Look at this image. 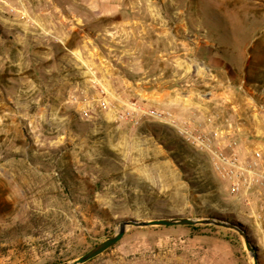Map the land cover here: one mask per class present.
I'll use <instances>...</instances> for the list:
<instances>
[{
	"label": "crops",
	"instance_id": "0c3cea01",
	"mask_svg": "<svg viewBox=\"0 0 264 264\" xmlns=\"http://www.w3.org/2000/svg\"><path fill=\"white\" fill-rule=\"evenodd\" d=\"M254 15L206 27L199 45L197 17L179 0H0L3 190L23 191L16 177L37 168V144L59 138L44 128L96 122L98 113L87 120L81 111L104 95L111 114L131 100L168 112L209 133L213 151L264 173V85L247 82L252 65L264 66V27ZM225 183L223 210L244 220L264 258V188L232 196Z\"/></svg>",
	"mask_w": 264,
	"mask_h": 264
},
{
	"label": "rangeland",
	"instance_id": "374dc122",
	"mask_svg": "<svg viewBox=\"0 0 264 264\" xmlns=\"http://www.w3.org/2000/svg\"><path fill=\"white\" fill-rule=\"evenodd\" d=\"M179 2L197 17L199 45L206 27L216 31L222 24L232 26L248 11L255 14L251 22L256 18L264 27V0ZM249 36L240 35L243 40ZM237 49L229 50L237 54ZM259 55H264V48ZM252 66L247 82L264 85V66ZM126 110L125 105L115 114L99 112L93 123L77 118L67 129L44 128L46 136L59 138L37 144V158L32 160L37 168L21 169L16 177L24 190L5 191L0 184V264L70 262L116 234L124 221L171 217L243 225L240 229L264 264L244 220L223 210L226 181L214 170L207 151L157 119L143 118L133 126L120 118ZM86 264H254V260L236 231L196 225L130 228L116 246Z\"/></svg>",
	"mask_w": 264,
	"mask_h": 264
},
{
	"label": "built area",
	"instance_id": "2783aa9c",
	"mask_svg": "<svg viewBox=\"0 0 264 264\" xmlns=\"http://www.w3.org/2000/svg\"><path fill=\"white\" fill-rule=\"evenodd\" d=\"M126 108V112L121 114L120 118L133 126H139L143 118L157 119L173 128L179 136L213 155V168L222 180L229 182L230 195L246 196L254 189L264 188V173L255 170L256 163H243L238 154L234 152L227 154L223 149L213 151L212 138L209 133L195 127L190 122L172 118L168 112L148 109L134 100L129 101ZM109 110H115L114 105L106 98H102L97 105L89 101L82 109L81 114L85 119L92 120L96 113ZM232 146H236V143ZM255 158L260 160L261 154L256 153ZM245 202L249 204L248 200Z\"/></svg>",
	"mask_w": 264,
	"mask_h": 264
},
{
	"label": "water",
	"instance_id": "95a60500",
	"mask_svg": "<svg viewBox=\"0 0 264 264\" xmlns=\"http://www.w3.org/2000/svg\"><path fill=\"white\" fill-rule=\"evenodd\" d=\"M196 225H213L224 227L236 231L242 237L246 250L254 260V264H260V257L252 243L250 237L244 233L238 226L233 223L223 222L214 218L191 219L183 217H171L165 219H156L151 221L129 220L120 224L119 230L112 237L108 238L103 243L94 247L91 251L84 254L80 258L59 264H86L87 262L97 258L109 249L116 246L126 235L130 228H148V227H170V226H196Z\"/></svg>",
	"mask_w": 264,
	"mask_h": 264
},
{
	"label": "trees",
	"instance_id": "16d2710c",
	"mask_svg": "<svg viewBox=\"0 0 264 264\" xmlns=\"http://www.w3.org/2000/svg\"><path fill=\"white\" fill-rule=\"evenodd\" d=\"M235 223V222H234ZM236 226H238L239 228H245L243 225L239 224V223H235Z\"/></svg>",
	"mask_w": 264,
	"mask_h": 264
}]
</instances>
